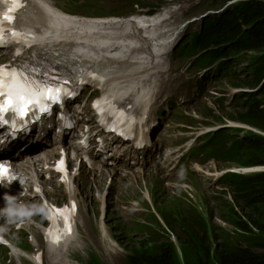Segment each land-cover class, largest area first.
Listing matches in <instances>:
<instances>
[{"label": "rangeland", "instance_id": "rangeland-1", "mask_svg": "<svg viewBox=\"0 0 264 264\" xmlns=\"http://www.w3.org/2000/svg\"><path fill=\"white\" fill-rule=\"evenodd\" d=\"M199 1L200 4H198ZM202 3H205V6ZM224 6L226 10L223 9ZM233 7L232 2L225 3V0H177V7L172 9L175 10L174 12L177 15L174 19L175 24L180 25L181 30L188 33L195 30L200 23L199 19L191 22L193 17H200L206 12L208 18H211ZM131 9V0H82L75 11L80 14L99 15L96 14L98 11L101 14L110 16L122 12L130 13ZM172 9L169 8V10ZM188 22L191 23L187 24ZM128 33L133 34V32ZM186 63V60H180L174 64L175 67L172 66L173 70L174 68L177 70L172 73L174 84L165 91L171 102L174 103V111H178V114L182 113L183 118L179 119L178 114L175 112L166 114L163 111L161 118L164 120V124L159 135L157 150L168 144L170 137L174 135L190 133L198 127H201L202 130L204 126L218 125L221 123L220 121L235 124L237 127H244L242 123L234 122L231 118L237 117V113L242 109V99H239V97L246 95V93H252L257 97L259 96L257 99L264 100V95L261 94L262 86H264V49L240 55L239 62H233L234 73L228 76H220L214 92L209 90L206 92L208 99L203 104L191 95V89L195 81L193 82L190 75L182 76V74L187 73L185 72ZM193 77L196 79L195 74H193ZM250 83L258 85L251 88L247 86ZM156 85L158 86V82ZM180 96L183 97L180 98ZM159 106L163 110L166 104ZM168 109L172 110V108ZM193 109H197L195 113H197L200 121L190 120L189 114ZM260 133L261 137L264 138V131H260ZM230 167L229 164L224 162H212L207 168L211 175H206L203 183L204 189L195 194V198L190 200L189 204L178 205L179 208L175 210L169 207L170 203L162 207L169 211L162 218L169 216L171 225L164 223L163 227L156 230V232L143 231L136 233V231H130L126 234L121 228L117 227L113 220H110L107 224V236H104L100 229L96 239L89 231L87 223L84 231L88 237L87 242L90 250L85 253V258L87 259L89 253L95 252L99 257L95 264H126L127 256L131 252L137 254L149 252V254L154 255L158 252L160 244H167L172 245L175 249V264H196V262L198 263V257L193 253L195 250L192 244H195V242H192V240L193 238L198 239V236L202 237V234L203 238L211 244L222 241L226 236L233 245L251 246L256 252H263V249L256 246L260 241V237H264L261 230L251 227V230L243 231L233 224L236 217L246 219L248 211L242 203L237 202L235 198L232 199L229 186L223 185L219 181L218 176L221 171L231 169ZM255 168L261 169L259 167ZM205 185H210L212 191L207 192ZM236 214L238 215L236 216ZM117 216H122V213L120 210H113L112 217ZM182 217L186 220L181 222L180 218ZM95 218L96 215L93 216V219ZM122 218L128 222L133 221L135 218L138 219V215L128 216L124 214ZM253 219L255 220V218ZM91 222L94 223V220H91ZM189 224L192 225L188 226ZM122 228L125 227L122 225ZM195 233H197V236H195ZM197 244L199 245V243Z\"/></svg>", "mask_w": 264, "mask_h": 264}, {"label": "trees", "instance_id": "trees-1", "mask_svg": "<svg viewBox=\"0 0 264 264\" xmlns=\"http://www.w3.org/2000/svg\"><path fill=\"white\" fill-rule=\"evenodd\" d=\"M212 45L220 48L210 53L208 48ZM192 47L196 53H200L197 64L201 68L207 67L208 57L221 60L264 49V0L237 1L232 9L204 24L201 31L194 35ZM257 85L250 83L247 86L252 88ZM261 94L264 95V86ZM258 97L252 93L240 96L242 109L237 117L231 118L264 131V100ZM248 134L239 139L228 129L220 133L224 144L230 142L228 148L231 156L226 161L236 162L239 166H264V138L252 132ZM232 179L233 195L248 211L246 219L236 217L233 220L234 226L243 231L255 227L264 234V172L253 175L233 174ZM192 241H195L192 244L195 250L193 253L198 257L196 264H264V237H260L256 245L263 249L261 253L251 246L233 245L226 236L214 244L199 236ZM174 250L172 245L160 244L154 255L149 252L130 254L127 264H175Z\"/></svg>", "mask_w": 264, "mask_h": 264}, {"label": "bare ground", "instance_id": "bare-ground-1", "mask_svg": "<svg viewBox=\"0 0 264 264\" xmlns=\"http://www.w3.org/2000/svg\"><path fill=\"white\" fill-rule=\"evenodd\" d=\"M47 7L54 8L49 0H35L30 9V13L26 17L27 22L30 23L31 26L37 31H40L42 28L47 27V24L50 23L52 20H55L58 23L57 27L45 30L43 34H39L35 39L41 49L45 52L50 53L53 50H62L67 52L68 50L73 48L75 51L73 55L76 59H80L83 62L96 64L104 71L107 67H113L114 70H111V73H115V71H118V67H121L122 69H131L133 72L139 73V66L136 63H122V61L117 57H122L125 55L126 52H130L131 46L139 41L138 35L136 34L134 28L137 27V29L140 28L145 31L148 21L157 24L158 27L160 24L159 20L154 22L152 17L148 18L146 16H142V18H146L147 21H139L138 23L135 20H129L128 18L89 19L79 17L80 15L72 16L69 19L61 21L57 19L56 15L53 14L54 12L51 13ZM223 9L226 10L225 6L223 7ZM169 12V15H161L159 16V18L162 19L165 23L170 21L172 24H174L175 20L173 16L177 15L173 10ZM223 12H220L219 15ZM99 26H101L102 28L100 32ZM176 28L173 30V34H175ZM128 32H133V34H130ZM141 40L144 50L153 51V48L149 45L150 41H147L142 37ZM165 48H168V46H166ZM219 48L220 46L218 45H212L211 47L209 46L208 49L211 53L213 49ZM112 57L114 58V60H110ZM72 62L75 61L72 60ZM206 62L207 67L205 68V73L207 74L208 78V80L206 81L209 82H207L202 88L203 92L210 87L215 90L217 87V83H219V77L227 76L226 65L225 63L219 61V58L214 59L212 57H208ZM192 71L193 70H190V72L184 73L182 74V76L190 75L194 82L195 78L193 77L194 73ZM152 73L153 72L150 71H143L142 73H139L138 84L141 88L144 89L143 94H146L148 92V87L150 91L153 90V88L155 87L154 84H150L154 83L155 81V79L152 78ZM151 94L154 95L153 92ZM196 110L197 109L193 110L192 112H196ZM153 121L154 119L151 120L150 123H148L150 134L151 123ZM211 130L212 134L216 131L221 130V123L212 126ZM52 153H54V150L52 151ZM249 168H251L252 170H260L258 168L256 169L255 167ZM72 186L74 187L75 185L72 184ZM205 189L207 192L212 191L210 185H205ZM161 190L163 192L162 188ZM11 216L12 214L6 216L5 218L10 219ZM180 219L181 222L186 220L184 217ZM156 223L158 225H164V223H166V225H171L169 216H166V218H162ZM190 225L192 224H189L188 226ZM101 227L102 234H104L106 232L104 223H102ZM196 235L197 233H195V236ZM193 239L195 240V238Z\"/></svg>", "mask_w": 264, "mask_h": 264}, {"label": "snow or ice", "instance_id": "snow-or-ice-1", "mask_svg": "<svg viewBox=\"0 0 264 264\" xmlns=\"http://www.w3.org/2000/svg\"><path fill=\"white\" fill-rule=\"evenodd\" d=\"M12 3L13 7H9L6 13L0 14V43L5 42L4 36L7 33L13 37L19 35L15 27H6V25L14 23L16 16L12 13L15 8L23 7L24 4L23 0H12ZM61 93L60 87L29 81L23 73L0 66V123H9V119L6 118L7 113L26 117L36 107L41 111H48L46 101L59 100ZM6 174L8 169L0 164V179ZM55 211L60 212V210ZM68 231H71L70 227ZM54 239L59 242L58 237Z\"/></svg>", "mask_w": 264, "mask_h": 264}, {"label": "clouds", "instance_id": "clouds-1", "mask_svg": "<svg viewBox=\"0 0 264 264\" xmlns=\"http://www.w3.org/2000/svg\"><path fill=\"white\" fill-rule=\"evenodd\" d=\"M225 163L229 164L231 166L230 168L233 167L235 172L237 171L238 167L240 166L242 167V165L239 166L236 162L226 161ZM249 167H256V166H249Z\"/></svg>", "mask_w": 264, "mask_h": 264}, {"label": "flooded vegetation", "instance_id": "flooded-vegetation-1", "mask_svg": "<svg viewBox=\"0 0 264 264\" xmlns=\"http://www.w3.org/2000/svg\"><path fill=\"white\" fill-rule=\"evenodd\" d=\"M140 91L143 94L144 93V89L140 87Z\"/></svg>", "mask_w": 264, "mask_h": 264}, {"label": "water", "instance_id": "water-1", "mask_svg": "<svg viewBox=\"0 0 264 264\" xmlns=\"http://www.w3.org/2000/svg\"><path fill=\"white\" fill-rule=\"evenodd\" d=\"M106 79H107V80H109V79H110V77H109V76H107V77H106Z\"/></svg>", "mask_w": 264, "mask_h": 264}]
</instances>
